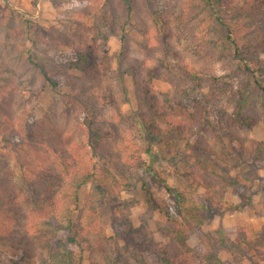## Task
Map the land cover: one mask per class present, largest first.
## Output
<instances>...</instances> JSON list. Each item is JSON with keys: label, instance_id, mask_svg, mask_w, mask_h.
<instances>
[{"label": "rangeland", "instance_id": "374dc122", "mask_svg": "<svg viewBox=\"0 0 264 264\" xmlns=\"http://www.w3.org/2000/svg\"><path fill=\"white\" fill-rule=\"evenodd\" d=\"M132 1L138 16L128 22L120 0H0V106L14 122L29 115L35 129L31 131L34 140L29 141L17 123L8 127L0 121V150L8 153L0 180L15 190L11 203L22 208L24 221H47L38 214L36 200L18 191L10 180L18 183L24 172L42 194L52 196L57 186L45 183L40 176L51 168L62 172L61 157L39 158L53 148L67 154L77 169L90 168L100 152L107 164L113 153L116 160L128 162L140 179L117 193L116 200L106 196L109 203L101 204L100 218L95 225H86V234L93 237L83 244L82 251L73 245L85 255L83 263L90 264L92 248L105 256L131 249L129 242L135 245L147 240L137 232L129 235L131 229L143 226L159 244L166 242L161 228L176 230L184 222L178 191L187 188L196 173L204 172L224 191L226 203L237 207L207 202L206 224L189 228L187 239L196 264H211L206 258L210 252L226 264H264V159L255 156L257 144L264 140V95L240 92L241 88H253L252 79L240 71L232 80L225 78L228 68L222 61L198 53L195 31L178 25V0ZM146 3L158 10L160 18L143 10ZM259 3L264 11V0ZM10 8L16 13L12 26H7ZM166 41L176 51L165 53ZM80 52L85 53L86 61H79ZM46 58L52 66L57 63L64 74L57 70L51 75L56 84L45 83L41 88L44 81L39 77L40 82H33L29 70ZM261 58L264 60V55ZM180 68L196 69L205 76L193 78ZM81 93L90 94L88 114L102 129L96 155L81 147L85 137ZM241 98L245 108L240 105ZM155 111H159L157 116ZM165 113L182 124L181 137L169 133L171 127L162 116ZM139 114L154 119L167 137L154 146L152 154L143 152L132 163L121 140L128 149L146 146L135 118ZM9 131L14 133L7 140ZM232 135H239L240 141ZM212 148L218 149V156H212ZM91 190V186L81 190L80 208ZM206 193L201 188L194 197L202 201ZM56 210L51 217L62 219ZM77 214L75 210L74 218ZM22 228L16 227L14 240L0 244V264H40V255L49 256L48 249L33 237L31 227L29 245L21 248L25 244ZM243 228L252 230L254 250L236 248ZM95 231L105 238L98 240Z\"/></svg>", "mask_w": 264, "mask_h": 264}, {"label": "trees", "instance_id": "16d2710c", "mask_svg": "<svg viewBox=\"0 0 264 264\" xmlns=\"http://www.w3.org/2000/svg\"><path fill=\"white\" fill-rule=\"evenodd\" d=\"M120 4L126 10V21H133L137 18L136 6L132 0H120ZM262 6L263 4L259 3V0H178L176 17L181 29L190 28L195 31L193 35L200 47L198 51L200 55L207 59L222 61L227 66L228 73L224 75L225 78L232 80L237 71H240L250 81L252 79L253 88H241L240 92L245 90L264 95V60L261 58L264 55V11ZM143 10L153 17L160 18L158 10L156 11L148 3L145 4ZM15 13L16 10L10 8V13L5 19V25L12 26L11 22H13ZM113 15L111 14V19ZM171 51H176L175 47L166 41L165 53ZM81 54L80 52L78 56H81ZM86 59L85 53H83L79 61H86ZM33 64L35 66L34 70H29L31 78L33 82L36 80L40 82V78H42L44 83L41 88L45 86V83L56 84L51 75L57 70L59 73L64 74V71L57 69V63L54 62L52 66L47 58L45 61ZM64 64L66 63H59V67H66ZM179 71L190 74L193 78L205 76V73L196 69L180 68ZM36 74L40 76L37 77ZM213 77L221 78L214 75ZM88 97H90V94L85 96L82 93L79 97L80 100L82 99L83 111H85L82 121V131L85 137L81 147L96 155L100 152L103 136L101 127L88 114V110H90L88 108ZM240 105L245 108L244 98H241ZM158 112L155 111V116L159 114ZM10 116V113L3 111L0 106V121L8 127L17 123L18 127L21 126L24 129V135L27 136L26 140H34L31 131H35V129L31 123V117L26 115L24 121L14 122ZM162 116L171 127L169 133L181 137L182 124L177 120L176 122L172 121L166 113ZM135 118L143 132L146 146L128 149L129 145L121 140V142H124L127 153L130 154L128 158L132 160V163H136L143 152L152 154L154 146L163 142L167 137L165 130L159 129L154 119H148L145 114H139ZM2 128V125H0V131ZM27 132L30 136L27 135ZM13 133L9 131L6 139L10 140ZM232 136L233 140L240 141L239 135ZM170 144L175 150L177 147L175 142L172 140ZM210 150L212 156L219 155L218 149L212 148ZM7 154V152L4 153L0 150V168H5ZM53 154L61 157L62 172L53 171V168H51V170L42 172L40 176V179L44 180L45 183L49 184L48 182L51 181L57 186V190L52 191V196L48 197V195L42 194L43 192L41 193L34 186L33 179L28 178L24 172L21 178L18 177V183L10 180V183L18 191H22L27 197L36 200L35 206L39 209L38 214L42 213V218H46L47 221H37V219H26L24 221L22 208L11 203V197L14 195L15 190L8 186L7 181L0 180V244L10 241V238L14 240L16 227L22 225L21 241L25 244L22 245V243L21 248H27L29 233L33 232V237L35 236L41 245L48 249L49 256L40 255V264H84L85 255L77 252L73 245H76L82 251L83 244L89 242L93 237V235L91 237L90 234H86V225L91 226L100 218L101 211L99 208L109 203L105 200V197L110 194L113 197L110 201L114 200L117 193L122 189L134 186L140 177L134 173L128 162L125 163L122 158L116 160L114 153L111 154L112 158L108 161L109 164L104 161L105 155L100 152L98 159L93 163L91 162L90 168L81 167L79 169L76 167L77 164H74L71 159L69 160L67 154L54 148L42 154L39 159L46 161ZM255 156L264 159V140L257 144ZM100 165L105 168L101 169ZM195 175L189 186L177 193V201L184 222L180 223L176 230L166 227H162L160 230L166 242L159 244L149 232L145 231L143 226L131 229L128 231L129 235L137 232L147 237V240L142 241L143 244L136 243L135 245L129 242L131 249L127 248V251L125 249L124 253L115 250V254L107 253L105 256L92 252V248L91 252L88 253L90 264H196L195 255L187 245V239L190 235L189 228L195 230L197 227L206 224L209 212L208 201L222 206L227 203L223 197L224 191L215 182L210 181L208 174L202 172ZM87 186H91L92 190L88 192L83 207L80 208V192ZM201 188H205L207 191L206 199L198 201L194 195ZM224 207L234 208L237 205L231 203ZM158 209V212L162 213L160 208ZM53 210H56V213L60 217L62 216V219H58L57 216L51 217ZM75 210H78V218L73 216ZM29 227H31L32 232H28ZM95 233L98 240L105 238L99 231H95ZM252 235V230L241 229L236 248L242 250L243 247H246L248 250H254L255 242L252 240ZM112 254L114 255L112 256ZM206 258L211 264H226L213 252H210Z\"/></svg>", "mask_w": 264, "mask_h": 264}]
</instances>
